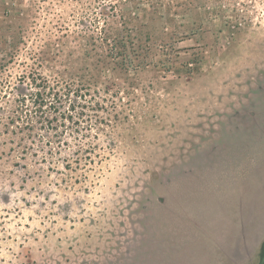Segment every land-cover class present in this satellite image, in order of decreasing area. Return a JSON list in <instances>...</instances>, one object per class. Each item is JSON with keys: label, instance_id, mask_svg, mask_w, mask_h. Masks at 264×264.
Instances as JSON below:
<instances>
[{"label": "rangeland", "instance_id": "1", "mask_svg": "<svg viewBox=\"0 0 264 264\" xmlns=\"http://www.w3.org/2000/svg\"><path fill=\"white\" fill-rule=\"evenodd\" d=\"M263 191L264 0H0V264L143 263Z\"/></svg>", "mask_w": 264, "mask_h": 264}, {"label": "crops", "instance_id": "2", "mask_svg": "<svg viewBox=\"0 0 264 264\" xmlns=\"http://www.w3.org/2000/svg\"><path fill=\"white\" fill-rule=\"evenodd\" d=\"M224 194L214 208L192 225L165 224L148 235L143 263L136 264H258L264 241V191L231 198Z\"/></svg>", "mask_w": 264, "mask_h": 264}, {"label": "trees", "instance_id": "3", "mask_svg": "<svg viewBox=\"0 0 264 264\" xmlns=\"http://www.w3.org/2000/svg\"><path fill=\"white\" fill-rule=\"evenodd\" d=\"M258 264H264V241L261 243L257 252Z\"/></svg>", "mask_w": 264, "mask_h": 264}]
</instances>
